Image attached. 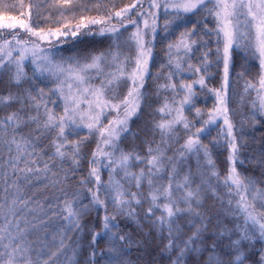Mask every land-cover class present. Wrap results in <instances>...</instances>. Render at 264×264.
Masks as SVG:
<instances>
[{"label":"snow or ice","instance_id":"snow-or-ice-1","mask_svg":"<svg viewBox=\"0 0 264 264\" xmlns=\"http://www.w3.org/2000/svg\"><path fill=\"white\" fill-rule=\"evenodd\" d=\"M0 113V264H264V0H0Z\"/></svg>","mask_w":264,"mask_h":264},{"label":"trees","instance_id":"trees-1","mask_svg":"<svg viewBox=\"0 0 264 264\" xmlns=\"http://www.w3.org/2000/svg\"><path fill=\"white\" fill-rule=\"evenodd\" d=\"M124 3H128V0H123ZM134 2V0H133ZM25 3H27V0H25ZM9 15H17V13H9ZM69 53H65V55H68ZM258 63V62H256ZM154 69L153 71H155ZM251 79V77H249ZM235 89V93L233 94L232 97V104L231 108L234 112L237 114L234 116V121L239 122L240 120H246L249 115H251V104L252 101L256 99V93L252 92L251 97H249L245 92H244V87H243V81H240L238 85L233 86ZM209 106H211V101L209 102ZM0 115H3V113H0ZM247 128V125H246ZM137 130V126H133V131ZM262 133L260 131H256L254 135L258 138ZM213 135H215V132H213ZM249 140H251V136L247 137ZM171 154V153H169ZM7 160H8V153L7 151L3 148L2 145H0V169L4 170L7 172L9 176H11V169L7 168ZM192 166H193V171H195V161H192ZM107 177L105 176V180ZM3 187V184L0 183V188ZM37 187H40L41 189L43 188V185H37ZM35 191V189H33ZM104 245H101V248H103ZM81 255L83 256L84 253L82 252ZM137 253L133 251V253L130 256V259L133 261L136 259ZM158 258V257H157ZM79 259V257H77Z\"/></svg>","mask_w":264,"mask_h":264}]
</instances>
